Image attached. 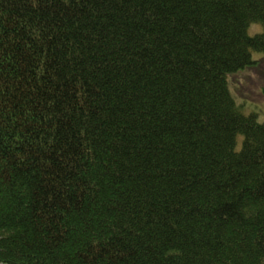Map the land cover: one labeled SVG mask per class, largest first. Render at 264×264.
I'll return each mask as SVG.
<instances>
[{
  "label": "trees",
  "instance_id": "obj_1",
  "mask_svg": "<svg viewBox=\"0 0 264 264\" xmlns=\"http://www.w3.org/2000/svg\"><path fill=\"white\" fill-rule=\"evenodd\" d=\"M253 54L264 0H0V264H264Z\"/></svg>",
  "mask_w": 264,
  "mask_h": 264
},
{
  "label": "rangeland",
  "instance_id": "obj_2",
  "mask_svg": "<svg viewBox=\"0 0 264 264\" xmlns=\"http://www.w3.org/2000/svg\"><path fill=\"white\" fill-rule=\"evenodd\" d=\"M251 31L259 29L254 27ZM252 59L257 64L230 76L229 88L239 110L255 112L259 121L264 122V60L257 54H253Z\"/></svg>",
  "mask_w": 264,
  "mask_h": 264
}]
</instances>
